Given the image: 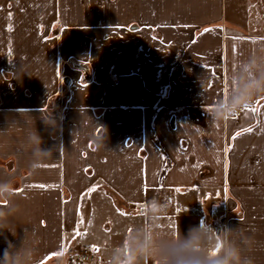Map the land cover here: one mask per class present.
I'll use <instances>...</instances> for the list:
<instances>
[{"label": "crops", "instance_id": "1", "mask_svg": "<svg viewBox=\"0 0 264 264\" xmlns=\"http://www.w3.org/2000/svg\"><path fill=\"white\" fill-rule=\"evenodd\" d=\"M231 12L227 0H0V182L12 192L0 196L12 228L0 233V259L7 240L31 253L24 264H66L78 247L92 250V264L114 253L156 264L138 260L129 239L209 225L238 228L232 238L264 264V14L242 25ZM81 25L128 34L122 62L137 64L145 106L115 121L83 98L93 69L63 60L58 38ZM61 62L78 75L67 74L68 90L84 93L52 126L45 101L61 97ZM245 81L259 94L210 119L215 107H236ZM34 133L50 154L33 156ZM153 199L167 209L150 214Z\"/></svg>", "mask_w": 264, "mask_h": 264}, {"label": "rangeland", "instance_id": "2", "mask_svg": "<svg viewBox=\"0 0 264 264\" xmlns=\"http://www.w3.org/2000/svg\"><path fill=\"white\" fill-rule=\"evenodd\" d=\"M229 4L233 8V12H231L233 17L229 15V18H233L236 23H241L242 25L255 22L259 20V15L262 16L264 14V0H227V5L229 6ZM263 18L264 15L260 21H262ZM250 33L253 34L254 32ZM108 34L109 33L90 31L85 25H81L73 30L59 32L58 38L61 45V58L63 60H66L68 57H75L78 60L87 61L93 69L91 85L95 88L91 94L83 98L90 99L92 104L96 103L95 113H97L98 116L107 113L116 121L121 109L131 108L138 104L145 106V104L143 103L144 97H139L137 94L139 88L138 74L131 72L132 68L136 67L137 64H130L128 70V65L122 62L123 43L127 42L128 34L113 32V37L108 36ZM258 34H264V30L260 31ZM63 39L65 41H61ZM107 39L113 40L107 43L105 42ZM93 42H97V45L93 44ZM80 48H82V50ZM77 50H79V52ZM133 54L134 47L129 55L132 56ZM59 68L61 72L65 73L62 75V73L59 72L62 78H65L68 83L69 79L66 77L68 75L76 81L78 75L72 74V67L69 68L66 64L61 62ZM79 68L84 69V66L79 65ZM61 86L62 92L60 99L55 95V97L50 99L47 98L45 101V115H47V117L44 115V118L55 120L58 118L60 112L62 113L64 110L70 109L71 105H76L84 93L78 91L72 95L71 90H68V85L64 86L65 89L63 84ZM145 98L147 101H151L154 97L146 96ZM58 103H60V106ZM81 105H84L82 100ZM117 126L120 127V125ZM105 129L106 120L104 118H99L97 128L98 135H102Z\"/></svg>", "mask_w": 264, "mask_h": 264}, {"label": "clouds", "instance_id": "3", "mask_svg": "<svg viewBox=\"0 0 264 264\" xmlns=\"http://www.w3.org/2000/svg\"><path fill=\"white\" fill-rule=\"evenodd\" d=\"M255 83L245 81L240 93L235 97L239 103L235 108L228 110L215 107L209 113L210 119L219 120L220 114L228 116L240 107L251 102L254 95H258L260 89L255 88ZM255 89V91H252ZM48 125L55 126V120L49 119ZM29 143L33 145V156L48 155L50 152L43 150L39 136L34 133L28 137ZM10 182H0V196L8 199L12 192L6 191ZM149 213L155 209L165 211L167 203H162L157 199L149 202ZM7 229L12 232L10 222L0 216V233ZM238 228L233 230L224 228L222 232H217L209 225L192 226L187 233L173 232L171 230L158 232L154 238L134 235L129 239V250L137 253L138 260L144 261L154 259L156 264H253L252 260L245 256L241 244L232 238V234L237 232ZM8 247L4 251L0 264H24L30 257L28 250L13 251L14 246L7 241ZM122 247V245H121ZM110 264H126L127 258L122 253H114L109 257Z\"/></svg>", "mask_w": 264, "mask_h": 264}, {"label": "built area", "instance_id": "4", "mask_svg": "<svg viewBox=\"0 0 264 264\" xmlns=\"http://www.w3.org/2000/svg\"><path fill=\"white\" fill-rule=\"evenodd\" d=\"M75 251L70 261L66 264H92L94 262L95 255L90 248L78 247Z\"/></svg>", "mask_w": 264, "mask_h": 264}, {"label": "trees", "instance_id": "5", "mask_svg": "<svg viewBox=\"0 0 264 264\" xmlns=\"http://www.w3.org/2000/svg\"><path fill=\"white\" fill-rule=\"evenodd\" d=\"M76 66H78L79 67V65L77 64ZM62 81H63V84L65 85V86H67L68 85V82L66 81V79L65 78H62Z\"/></svg>", "mask_w": 264, "mask_h": 264}, {"label": "snow or ice", "instance_id": "6", "mask_svg": "<svg viewBox=\"0 0 264 264\" xmlns=\"http://www.w3.org/2000/svg\"><path fill=\"white\" fill-rule=\"evenodd\" d=\"M41 187H43V185H41Z\"/></svg>", "mask_w": 264, "mask_h": 264}]
</instances>
